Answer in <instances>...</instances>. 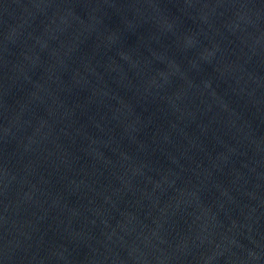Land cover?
<instances>
[{
  "label": "water",
  "instance_id": "95a60500",
  "mask_svg": "<svg viewBox=\"0 0 264 264\" xmlns=\"http://www.w3.org/2000/svg\"><path fill=\"white\" fill-rule=\"evenodd\" d=\"M0 264H264V0H0Z\"/></svg>",
  "mask_w": 264,
  "mask_h": 264
}]
</instances>
